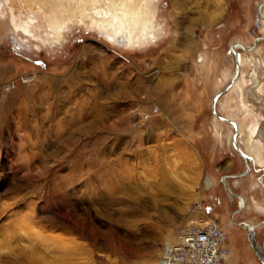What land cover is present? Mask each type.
<instances>
[{
	"label": "rangeland",
	"instance_id": "374dc122",
	"mask_svg": "<svg viewBox=\"0 0 264 264\" xmlns=\"http://www.w3.org/2000/svg\"><path fill=\"white\" fill-rule=\"evenodd\" d=\"M0 1V264H157L181 229L220 218L230 198L222 161L242 157L212 100L235 70L231 44L264 34V0H154L159 37L123 47L90 20L113 12L105 0L98 12L66 3L60 14L45 0ZM241 51L244 75L217 111L241 121L245 139L256 127V139L264 39ZM153 107L151 121L134 120ZM214 152L222 161L209 184L202 157ZM233 222L220 224L246 238Z\"/></svg>",
	"mask_w": 264,
	"mask_h": 264
},
{
	"label": "crops",
	"instance_id": "0c3cea01",
	"mask_svg": "<svg viewBox=\"0 0 264 264\" xmlns=\"http://www.w3.org/2000/svg\"><path fill=\"white\" fill-rule=\"evenodd\" d=\"M202 7L206 8V6H200V5L198 8H202ZM200 15H201L200 23L212 21L211 16L205 13H201ZM239 82L241 81L236 82L237 85ZM237 85L234 88H236ZM250 136H252L253 138L252 141L248 140ZM238 137H240V140H242L241 136ZM254 139L255 138L253 137L252 134H248L246 136L245 144L248 150L246 152L249 154L253 152L257 157H259L260 163H258V166H261L262 165L261 161H264L263 157L261 156L262 150L260 149L259 143ZM248 146H250V148H248ZM202 158L204 165L203 168L204 179L205 178L210 179L209 182L206 181V183L216 184L217 174L215 173V170L218 169V164L219 163L221 164L222 161L221 158L218 160L217 152H214L213 154L211 153L209 154V156L203 155ZM243 165L244 162L242 158H237V157H233L231 163L227 162L226 160L222 161V165L220 169L221 175L219 179L222 181L221 179L222 176L225 174L228 175L227 180L229 182L230 188L233 191H235V193L241 194L245 198L244 208L241 211L236 212L234 216H232L233 211L239 208L241 201L235 196L232 195L231 197L229 195L230 198H225L223 201L220 200L219 204H223L224 209H222L220 212L216 214L218 215V217H220L218 218L219 223L224 224L230 218V222H232L233 224H234L233 219L242 223L247 222V223L255 224L256 225L255 240L257 244L262 249H264V177H263L264 174H261L262 176L260 174L256 175L255 173H260V171H257V169L254 168V170L256 171H253L252 169V173L243 176L241 178L230 175L233 173L242 172L244 170ZM234 203L236 204V206L234 205ZM207 211L211 213L209 208ZM239 216L241 217L240 218L241 220L238 219ZM233 232H234L233 236H235V234L237 236V232L241 233L240 239L238 241L241 244L239 252H237V249L233 245L235 243L234 240L230 238ZM236 236L234 238H236ZM245 237L246 238L249 237V231L247 232ZM246 238H244V234L240 230H238V228H234V227L228 228V244L232 249V254L224 264H262L261 261L259 260V255L255 252L254 248L251 247L252 243L250 241H246Z\"/></svg>",
	"mask_w": 264,
	"mask_h": 264
},
{
	"label": "built area",
	"instance_id": "2783aa9c",
	"mask_svg": "<svg viewBox=\"0 0 264 264\" xmlns=\"http://www.w3.org/2000/svg\"><path fill=\"white\" fill-rule=\"evenodd\" d=\"M159 113L158 107L137 111L134 120L151 121ZM181 229L174 241L165 242L157 264H224L232 254L228 234L217 219Z\"/></svg>",
	"mask_w": 264,
	"mask_h": 264
},
{
	"label": "bare ground",
	"instance_id": "6f19581e",
	"mask_svg": "<svg viewBox=\"0 0 264 264\" xmlns=\"http://www.w3.org/2000/svg\"><path fill=\"white\" fill-rule=\"evenodd\" d=\"M101 3H102L101 0H97L96 3H85V4H88V6H92L91 8L92 9L95 8V11L98 12L100 10ZM153 3H154V0H148L147 5L145 7L144 6L145 5L144 0H135V2L131 3V4H128V3L118 4V3L112 2L111 5H112L113 12H115V14H113V12H112L109 15L108 12L106 11L103 14L105 17L101 16L99 14L97 17L92 15V19H90V20L96 26L99 27V29L104 33V35L108 39L110 38L109 39L110 41H114V43H117L121 47H123L125 45H130V43L134 42L135 39L137 40L139 38L140 39L143 38L145 40L151 39V38L154 39L156 37H159L160 33L162 32V29L154 26V18H155V15L157 14V9L154 6H152ZM64 4H66V3L55 4L54 9H56V12L58 14L63 13L65 11ZM50 5H52V4H50ZM3 15H4V3L2 1H0V16H3ZM258 15L260 17L264 18V16H262V15H264V7L262 8V10L260 8V14L258 13ZM81 21L84 22V19H82ZM262 21L264 22V20H262ZM51 34H53V33H51ZM60 38H61V35H59V39ZM121 38L124 39V41H125L124 43L120 42ZM238 45L241 46V43L237 44V46ZM242 46H244V45H242ZM235 73H236V71H235ZM234 76H235V74H234ZM21 78H23L22 82H27V83L28 82H34L33 76H31V75H29V76L23 75ZM235 81H234V83H235ZM236 85H237V83H235L232 86H236ZM15 87H16V82H9L5 85V88H6L5 90L10 91L11 89H13ZM230 89H228V90H230ZM227 91H225V92H227ZM23 127L29 128V125L27 123H25V124H23ZM252 139H253L252 136H250L248 138V140H250V141H252ZM248 148H250V146H248ZM241 177H243V176H241ZM206 216H208V215H206Z\"/></svg>",
	"mask_w": 264,
	"mask_h": 264
},
{
	"label": "water",
	"instance_id": "95a60500",
	"mask_svg": "<svg viewBox=\"0 0 264 264\" xmlns=\"http://www.w3.org/2000/svg\"><path fill=\"white\" fill-rule=\"evenodd\" d=\"M261 6H262V3H259L258 4V6H257V8H258V13L260 14V8H261ZM264 39V34H262V35H259V36H257L256 38H255V40H254V44H253V46L251 47V48H247L246 46H243V48L245 49V50H248L249 52H251V51H254V50H256L257 49V45H258V43H259V41L260 40H263ZM236 48H237V43H233L232 45H231V49L233 50V52H234V54H235V56H236V64H237V71H236V73H235V76L233 77V79L226 85V86H224L215 96H214V98H213V100H212V110H213V114L219 119V120H222V121H226V122H231V123H233L234 125H235V132L233 133V135H232V142H233V144H234V146H235V148H236V150L239 152V154H240V156L244 159V161H245V163H246V166H247V170L246 171H244L243 173H234L232 176H234V177H241V176H244V175H246V174H248L249 173V171L251 170V167H250V165H249V159L251 158L239 145H238V142H237V135H238V123H237V121H235V120H230V119H228L227 117H224V116H222V115H220V114H218L217 113V110H216V103H217V101H218V98L221 96V94H223L225 91H227L228 89H230L231 88V86L233 85V83H234V81L238 78V76H239V73H240V64H241V62H240V53H239V51H237L236 50ZM227 176L228 175H223L222 176V182L224 183V185H225V187L227 188V190L233 195V196H235L236 198H238L240 201H241V203H240V206H239V208L237 209V210H235V211H233V214H232V216H234V214L236 213V212H239V211H241L243 208H244V206H245V198H244V196H242L241 194H237V193H235L231 188H230V186L226 183V179H227ZM209 178H206V181L207 182H209ZM238 225H240V226H242V227H244V228H246V229H248V231H249V240H250V242L252 243V246H253V248H254V250H255V252L260 256V257H262L263 258V260H264V252H263V249L257 244V242H256V240H255V227H256V225L255 224H251V223H247V222H244V223H242V222H238L237 223Z\"/></svg>",
	"mask_w": 264,
	"mask_h": 264
},
{
	"label": "flooded vegetation",
	"instance_id": "af4514ba",
	"mask_svg": "<svg viewBox=\"0 0 264 264\" xmlns=\"http://www.w3.org/2000/svg\"><path fill=\"white\" fill-rule=\"evenodd\" d=\"M259 3H262L263 5L261 6V10H262V8L264 7V1L263 2H259ZM258 3V4H259ZM258 12V11H257ZM262 16H264V15H262ZM258 17H259V19L261 20H264V18H262V17H260L259 15H258ZM261 20V21H262ZM255 40V39H254ZM262 40H260L259 42H261ZM235 43H237V44H240L241 43V46L242 45H244V46H246L247 48H251L253 45H251V46H247L244 42H237V40L236 41H234ZM233 42V43H234ZM232 43V44H233ZM231 44V45H232ZM254 44V43H253ZM241 46H237V48H236V50L237 51H239V53H240V62H241V64H240V73H239V76H238V78L236 79V81H235V83L236 82H238V81H241V77L244 75V72H245V63H244V56H243V54H244V52L243 51H241L242 49L243 50H245L244 48H243V46L241 47ZM258 46H259V43H258V45H257V49H258ZM230 51H231V55L233 56V58H234V63H235V70H234V72H233V74L231 75V80L233 79V76H234V74H235V71H237V64H236V56H235V54H234V52H233V50L231 49V46H230ZM245 51H247L248 52V50H245ZM243 62V63H242ZM230 80V81H231ZM229 81V82H230ZM228 82V83H229ZM234 83V84H235ZM233 84V85H234ZM235 86H232L231 88H234ZM224 94V93H223ZM222 94V95H223ZM219 100V99H218ZM218 102V101H217ZM216 110H217V104H216ZM218 112V111H217ZM219 114V113H218ZM228 119H230V118H228ZM230 120H235V119H230ZM235 121H237V123H238V135H237V142H238V145L246 152V151H248L247 150V147H246V139L244 138V137H242V140H240V137H238V136H240L239 134H240V130H242L243 129V125H242V123H241V121H239L238 119L237 120H235ZM240 123H239V122ZM223 122H226V121H223ZM226 123H229V124H231L233 127H234V130H235V125L233 124V123H231V122H226ZM242 127V128H241ZM241 128V129H240ZM244 130V129H243ZM235 132V131H234ZM233 132V133H234ZM256 127L253 129H251L250 131H249V133L248 134H252L253 135V137L255 138L256 137ZM233 135V134H232ZM260 135V134H259ZM243 136V135H242ZM247 136V135H246ZM254 140H259L260 142H262V145L264 146V144H263V142H264V134H263V136L262 135H260L259 136V138H256V139H254ZM243 142L245 145H243V144H241L240 142ZM231 143L233 144V142H232V136H231ZM259 143V142H258ZM242 145V146H241ZM259 145H260V143H259ZM233 146H234V144H233ZM235 147V146H234ZM244 147V148H243ZM260 149L262 150V157H263V160H264V148H262L261 147V145H260ZM239 153V152H238ZM247 153V152H246ZM251 158L249 159V165H250V167H251V170L249 171V173L248 174H250V173H252V169H254V168H256L257 169V171H264V161H261L262 163V165L261 166H258V163H260V160H259V157H257L255 154H253V152L252 153H247ZM242 160H243V162H244V164H245V168H244V170L242 171V172H239V173H243L244 171H246L247 170V166H246V163H245V161H244V159L242 158ZM256 171V170H255ZM234 174V173H233ZM233 174H230V175H233ZM248 174H246V175H248ZM245 175V176H246ZM264 177V176H263ZM238 178H241V177H238ZM222 179V178H221ZM226 182H227V184L229 185V182H228V180L226 179ZM228 192V194L232 197V195H231V193H229V191H227ZM235 192V191H234Z\"/></svg>",
	"mask_w": 264,
	"mask_h": 264
},
{
	"label": "snow or ice",
	"instance_id": "6c2138e0",
	"mask_svg": "<svg viewBox=\"0 0 264 264\" xmlns=\"http://www.w3.org/2000/svg\"><path fill=\"white\" fill-rule=\"evenodd\" d=\"M45 2L52 3V4H62V3L75 4V3H96L97 0H45ZM105 2H108V3L115 2L118 4H124V3L131 4V3H134L135 0H105ZM144 2H148V0H144ZM165 7H167V5H165ZM120 42L124 43L125 41L123 38H121Z\"/></svg>",
	"mask_w": 264,
	"mask_h": 264
}]
</instances>
